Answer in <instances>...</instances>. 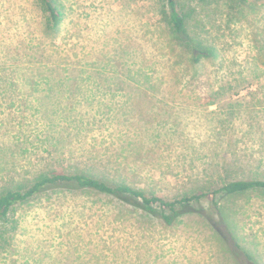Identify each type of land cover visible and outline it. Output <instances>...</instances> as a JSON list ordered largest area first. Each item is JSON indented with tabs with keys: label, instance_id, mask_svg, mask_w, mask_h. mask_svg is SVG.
I'll list each match as a JSON object with an SVG mask.
<instances>
[{
	"label": "rangeland",
	"instance_id": "1",
	"mask_svg": "<svg viewBox=\"0 0 264 264\" xmlns=\"http://www.w3.org/2000/svg\"><path fill=\"white\" fill-rule=\"evenodd\" d=\"M54 4L57 31L41 0H0V193L55 173L168 201L264 182V0H177L194 45L216 50L199 63L168 0ZM215 201L229 223L204 198L167 225L49 190L0 226V264H264V189Z\"/></svg>",
	"mask_w": 264,
	"mask_h": 264
},
{
	"label": "trees",
	"instance_id": "2",
	"mask_svg": "<svg viewBox=\"0 0 264 264\" xmlns=\"http://www.w3.org/2000/svg\"><path fill=\"white\" fill-rule=\"evenodd\" d=\"M200 1L205 2L206 0ZM167 6L168 13L164 12V14H166L172 36L192 47L191 52L195 57L194 62L199 63L202 58L215 57L216 50L214 48H201L198 44L194 45L193 42L195 41L191 38L187 31L186 19L178 11L177 0H168ZM41 7L46 14V23L48 27L51 28L52 31H57L64 18L63 13L56 7L54 0H41ZM152 88H154V86H152ZM57 189L72 191L92 190L98 193L113 196L142 209L149 215L160 217L167 225H174L179 217L189 212L187 209L192 202H201L204 198H211L215 206L218 207L215 201V197L217 195L222 194V197L225 198L244 194L251 190L264 189V182L256 180L236 181L231 182L219 191H215L210 194L198 193L180 200L168 201L156 195H149L145 190L133 189L125 184H111L107 181L85 174L68 175L64 173H55L39 177L35 182L23 189H9L0 193V226L6 224L10 220V214L16 205L26 203L46 191ZM223 210L224 209L218 207V213L223 215L225 223H229ZM198 214L203 216L202 212H199ZM233 255L240 258L239 252L237 251H234ZM247 257L250 261H252V257L250 255H247Z\"/></svg>",
	"mask_w": 264,
	"mask_h": 264
}]
</instances>
